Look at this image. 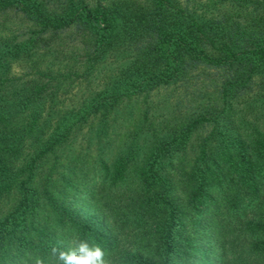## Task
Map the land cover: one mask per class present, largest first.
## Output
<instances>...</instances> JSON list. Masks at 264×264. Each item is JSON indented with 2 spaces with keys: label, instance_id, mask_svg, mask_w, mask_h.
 I'll return each instance as SVG.
<instances>
[{
  "label": "trees",
  "instance_id": "16d2710c",
  "mask_svg": "<svg viewBox=\"0 0 264 264\" xmlns=\"http://www.w3.org/2000/svg\"><path fill=\"white\" fill-rule=\"evenodd\" d=\"M262 107L264 0H0V264H264Z\"/></svg>",
  "mask_w": 264,
  "mask_h": 264
},
{
  "label": "rangeland",
  "instance_id": "374dc122",
  "mask_svg": "<svg viewBox=\"0 0 264 264\" xmlns=\"http://www.w3.org/2000/svg\"><path fill=\"white\" fill-rule=\"evenodd\" d=\"M21 18H13V23L11 24V27L16 28H23L24 24L20 21ZM19 69V68H18ZM101 74H95L94 80L92 83V86L94 87L99 83V78ZM207 85H209V79L207 76L199 77V79H192L189 83L180 82L178 84L161 88L160 90L154 92V94L151 96L149 100V108L152 113H155L156 116L161 115H173V110L177 108L178 104L181 105V108L183 110H189L190 106L189 103L191 102V97L194 92H201L202 90H211V88H207ZM86 84H83L81 87L77 86L72 89V91L69 92L68 96H70L67 100L68 103L77 102L81 97V95L84 94V92H87V88L85 87ZM202 88V89H200ZM141 105V104H140ZM147 106V105H146ZM179 112V111H178ZM122 113V112H121ZM123 114V113H122ZM126 118L127 114L124 115ZM248 118H250L253 121H258V124L264 128V107H262L258 111L250 112L246 115ZM161 118V117H159ZM122 121V120H121ZM119 121V122H121ZM199 134L195 133L191 137V140L189 142V146L186 150L188 155H191L194 151L195 145L198 142Z\"/></svg>",
  "mask_w": 264,
  "mask_h": 264
},
{
  "label": "clouds",
  "instance_id": "9594fccd",
  "mask_svg": "<svg viewBox=\"0 0 264 264\" xmlns=\"http://www.w3.org/2000/svg\"><path fill=\"white\" fill-rule=\"evenodd\" d=\"M51 254L56 259V264H107L103 247L100 244H90L87 240L77 241L69 251L53 247ZM35 264H47V261L37 256Z\"/></svg>",
  "mask_w": 264,
  "mask_h": 264
}]
</instances>
